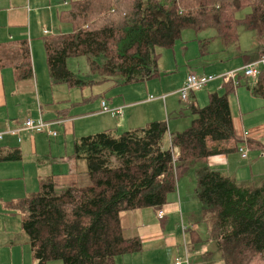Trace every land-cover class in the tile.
<instances>
[{"label": "trees", "instance_id": "trees-1", "mask_svg": "<svg viewBox=\"0 0 264 264\" xmlns=\"http://www.w3.org/2000/svg\"><path fill=\"white\" fill-rule=\"evenodd\" d=\"M66 5L59 20L70 24L71 32L43 37L52 85L81 88L97 83L81 80L68 69L69 59L82 56L99 82L151 80L159 76L156 49L173 48L185 29H213L227 48L237 43L241 22L263 41L259 53L264 48V0H69ZM244 9L249 13L237 19ZM208 42L200 41L202 46ZM11 46H0V66H10L15 80L32 78L28 43ZM232 92L227 84L222 94L209 93L204 106L190 105L193 119L182 132L169 133L165 121H151L119 135L107 130L75 141L74 156L85 161L90 184L56 192L48 178L38 192L11 206L23 214L21 229L34 264H115L118 256L140 252L138 237H124L120 214L147 207L163 210L178 179L192 166L199 220L223 264H264V180L259 187L240 184L205 164L217 152L208 141L242 142L233 129L228 102ZM251 93L264 98V71ZM173 148L179 152L175 162ZM0 152V161L20 159L17 150ZM188 233L187 249L192 252L202 245L201 238L195 230Z\"/></svg>", "mask_w": 264, "mask_h": 264}, {"label": "crops", "instance_id": "crops-1", "mask_svg": "<svg viewBox=\"0 0 264 264\" xmlns=\"http://www.w3.org/2000/svg\"><path fill=\"white\" fill-rule=\"evenodd\" d=\"M66 3V1L61 3L59 0H0V46L9 48L12 47V43L25 40L29 46L33 68L32 78L15 80L13 69L10 66H0V127L14 130L20 127L27 118L38 119L40 117L44 121L53 122L51 126L53 130H60V134L55 137H51L45 132H22L19 138L12 134H5L0 140V150H17L20 153L19 160L0 161V220L3 224L0 227V264L35 263L30 253L28 238L19 228L23 214L12 209L13 204L38 192L42 182L48 178L53 181L55 189L60 190L73 185L81 187L90 184L86 174L85 161L74 156L75 141L100 133V131L116 130L115 132H117L118 127L125 132L143 127L144 124L151 121H165L169 133L182 132L190 125L191 120L184 114L186 106L182 108L184 104L180 102L181 99L177 92L182 87L187 74L214 75L212 72L206 74L204 70L197 73L189 69L187 72V69L184 68L185 75L178 84L172 88L161 86L159 91H163L165 94L161 93L153 97L152 100H149V97L153 96L151 94H148V97L143 96L145 105L154 103V106L140 111L137 122H134V118L129 119V115H132L131 112L125 114L123 112L119 122L112 121L111 119L117 118L102 113V100H99V103H94L88 108V111L70 116L71 114L66 111L69 107L64 108V104L78 105L79 102H70L62 98L63 88L66 87L51 84L47 67H43L41 59L34 58L36 56L33 49L34 46L39 45L38 39L34 42L33 35L41 34L45 37L54 34L56 22H61L59 13L66 9ZM62 6H64L63 9ZM259 42V45L263 44L261 39ZM257 57L258 55L253 59L247 58L244 65L256 60ZM186 67L188 66L186 65ZM234 69L237 68H224L222 74L229 73ZM240 79L239 77V83L236 86H233L232 83H224L222 79H215L208 83L204 89L190 94L186 103L189 107L190 105L204 106L207 97L202 98L201 94L205 91L218 93L217 91L221 88L223 90L227 84L233 87V92L228 96V102L235 134L242 139V142H235L233 139L223 142L208 141V147L217 152L209 156L205 164L210 170L233 178L240 184L259 183L264 180V109L259 108L260 118L254 117V110L244 111V107L241 105V92L237 90L241 86ZM216 81L220 83H215ZM247 81L249 80H246L245 83H247L249 95L258 99V106L264 108V98L253 96L251 88L255 84L252 83L249 86ZM153 90L157 92L156 89ZM173 94L179 98L170 97ZM138 101L136 100V102ZM105 103L110 109L123 107V111H126L127 107L131 108L132 105V102H124V98L122 105L113 104L112 101ZM245 132L248 133L247 136L244 135ZM41 135L56 138V141L48 142L47 149L43 150ZM242 143L247 145L248 155H251L247 159H242L240 154H236L239 153L238 145ZM167 145L169 146V137ZM260 162L263 164V169L261 174H257L255 166ZM174 209L175 204L172 203L169 210ZM163 210L165 217L162 220L157 219V211L151 207L120 214L124 237H138L142 250L118 256L115 264H149L153 259L151 255L145 256L146 251L156 250L162 246H171L176 242V236L166 230L169 218L165 206ZM189 223V225L196 224L192 220ZM195 232L198 233L196 230ZM187 237L189 243L191 240L189 233ZM205 250V245L197 247L202 258L207 252ZM139 261L141 262L138 263Z\"/></svg>", "mask_w": 264, "mask_h": 264}, {"label": "rangeland", "instance_id": "rangeland-1", "mask_svg": "<svg viewBox=\"0 0 264 264\" xmlns=\"http://www.w3.org/2000/svg\"><path fill=\"white\" fill-rule=\"evenodd\" d=\"M61 3L66 1L69 3V0H59ZM64 6H62V9ZM67 8V6H66ZM247 13H249V9H244L236 14L237 19H242ZM56 28L54 34L61 33H69L71 32V25L65 22H56ZM237 35L238 41L236 44H232L229 47H224L223 43L220 39L215 38L216 32L213 29H206L201 32H195L192 29H185L182 31L180 40L175 44V46L171 49H156L160 54L157 62L159 76L155 77L148 81H141L131 84H122L118 79H111L105 82H99V77L97 74L92 73L88 66L87 58L82 56L78 58H71L67 61L68 69L74 73L81 80H91L93 82L92 85H85L81 88H63V99L69 100L70 102H79L78 105L64 104V108H68L66 111L71 114L70 116H74L73 114H77L79 112L88 111L89 107L93 106L94 103H99V100L105 101L107 103L111 102L113 104H123L124 102H132L131 108L127 107V110L122 111L124 114L126 112H131L132 115H129L130 118H134V122H137L140 117V111L144 108L153 107L154 103L150 105L144 104V97H148V94L153 95V97L164 93L163 91H159L161 86L165 88H172L176 84L179 83V80L185 75V69L187 72L189 69H192L195 72H200L204 70L206 74L212 72L213 76L222 74V70L224 68H237L231 71L240 70L244 66V58L242 55L248 56V59H253L259 53L260 42L254 31L246 29V27L239 22L237 26ZM36 39L39 40V45L34 46V57L36 60L41 59L43 63V67H46V58L45 52L43 48V37L41 34L33 35ZM212 38V39H211ZM214 38V39H213ZM208 40V44L206 46H202L200 41ZM201 45V46H200ZM204 51L205 53H203ZM34 55V53H33ZM186 65L188 67H186ZM185 68V69H184ZM262 71L264 70L261 69ZM229 71V72H231ZM187 74V73H186ZM188 75V74H187ZM242 76V73H239ZM187 77V76H186ZM243 77V76H242ZM241 79V86L238 87L240 96H241V105L244 107V111H253L254 117L260 118V109L259 100L256 98H252L249 95L247 90L246 78ZM186 79V78H185ZM249 86L251 84H255L253 80L247 81ZM163 83V84H162ZM215 83H220L216 81ZM153 89H156L155 92ZM222 89V88H221ZM219 89L218 94H222L224 89ZM236 90V91H237ZM179 96V91L177 92ZM211 91H205V93L201 94L202 98H206ZM212 93H214L212 91ZM165 94V93H164ZM144 96V97H143ZM177 95H171L170 97H177ZM136 100H142L136 102ZM180 101V99H179ZM136 102V103H135ZM147 102V101H146ZM145 102V103H146ZM182 108H185L184 114L193 119L191 115L187 103H183ZM87 103V104H86ZM176 103L178 101L176 100ZM207 103V102H206ZM144 104V105H143ZM191 104V103H190ZM85 105V106H84ZM87 105V106H86ZM82 114V113H81ZM111 119V118H110ZM120 118L112 121L119 122ZM110 120V122H112ZM113 123V122H112ZM149 123V122H148ZM147 124V123H146ZM145 125V124H144ZM143 125V126H144ZM119 129L114 135L121 134L124 130L118 127ZM234 129V127H233ZM57 134H60V130H53ZM116 131V130H115ZM101 132V131H100ZM104 132V131H103ZM238 132V131H236ZM235 133V131H234ZM236 135V134H235ZM43 142V150L47 149L48 142L56 141V138H49L46 135H41L40 137ZM167 143V138H166ZM243 144V143H242ZM241 145V144H240ZM239 146V145H238ZM250 153V152H249ZM237 155L239 153H236ZM255 155V154H254ZM251 155H248V157ZM59 165V164H55ZM196 166H192L189 170L180 177L177 181V188L174 193L168 195L166 211L167 216L169 218L167 223V232L170 231L176 236V242L171 246H162L157 248L156 250H148L145 252V256H152L153 261L149 264H173L176 259L183 261L185 250L183 245V235L180 230V215L185 225L190 224V220L196 222L195 230L198 232L199 237L201 238L202 246L205 245L206 254L204 258H202V254L197 251V248L192 252L186 247V251L189 255V259L191 261L190 264H223L220 253L217 251L215 243L209 240V236L207 233V228L204 222L199 220V215L201 213V204L197 201L194 196V190L196 187V177L194 174ZM263 169V164L260 162L255 166V172L261 174ZM89 180V178H88ZM261 182L251 183V186L259 187ZM86 186V185H85ZM65 189V188H64ZM63 190V189H61ZM60 189H56V192L61 191ZM175 204V209L170 211L169 207L171 204ZM146 211V210H145ZM150 211V210H147ZM2 224V220H0V227ZM194 225V226H195ZM21 228V225H19ZM188 233L185 235V239L188 243ZM190 252V253H189ZM31 257V256H30ZM29 257V258H30ZM33 260V258H32ZM139 261L138 263H140ZM47 264H62L60 261L53 260L49 261Z\"/></svg>", "mask_w": 264, "mask_h": 264}, {"label": "built area", "instance_id": "built-area-1", "mask_svg": "<svg viewBox=\"0 0 264 264\" xmlns=\"http://www.w3.org/2000/svg\"><path fill=\"white\" fill-rule=\"evenodd\" d=\"M264 67V48L263 50L259 53L258 57L256 60L246 63L240 70H235L231 71L229 73L221 74L219 76H212V75H207V76H201L196 73H189L185 79V81L182 84V87L179 89V97L181 101L186 102L189 98L190 94H193L194 92H198L202 89H204L208 83L215 79H222L224 83H232L233 86L238 85L239 77L246 78L247 80H253L256 82L257 77L259 76L261 69ZM239 73H242V76L239 75ZM154 99L153 96L149 97V100ZM164 99V97H162ZM101 111L102 113H107L110 114L113 117L116 118H121L123 115L122 108H108L106 106L105 101L101 102ZM53 125V122L51 121H44L40 117L38 119H32V118H27L23 124L14 129H2L0 127V140L4 137L5 134H12L14 136H17L19 138L20 134L22 132H45L51 137H55L56 133L52 131L51 126ZM245 136L248 135V133H244ZM237 151L240 154V157L242 159H247L248 157V147L246 144H241L237 147ZM172 157H173V162H175L178 157H179V152L177 148H173L172 150ZM156 216L158 220H162L165 217V212L164 210H158L156 212ZM180 230L183 235V245H184V250H185V255L183 261H180L176 259L173 264H190L191 261L189 259V255L186 251L187 247V240L185 239V235L190 231V230H195L194 225H185L183 223V220L180 216Z\"/></svg>", "mask_w": 264, "mask_h": 264}]
</instances>
